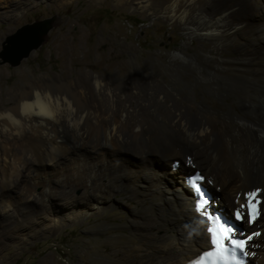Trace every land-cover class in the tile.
I'll return each instance as SVG.
<instances>
[{
	"label": "bare ground",
	"instance_id": "bare-ground-1",
	"mask_svg": "<svg viewBox=\"0 0 264 264\" xmlns=\"http://www.w3.org/2000/svg\"><path fill=\"white\" fill-rule=\"evenodd\" d=\"M26 1L44 0H0V14L21 22ZM114 5L179 26L189 42H198L199 52L182 49L171 67L185 81L196 75L210 99L185 95L176 81L162 82L157 73L163 70L150 54L133 51L141 63V71L135 70L118 47L120 36L108 39L110 56L88 62L98 72L86 70L82 78L64 68L58 76L45 74L8 91L10 101L0 105V242L7 228L49 201L57 208L53 233L118 208L130 215L128 229L137 243L112 238L95 251L105 249L127 264H187L210 249V223L197 213L198 199L184 184L198 170L206 176L210 204L233 221L239 209L245 236L259 233L249 243V264H264V0ZM51 41L64 65L75 70L89 60L84 55L81 61L79 44L52 36ZM116 68L128 77H115ZM177 158L180 169L173 167ZM254 190L258 215L249 225L244 194Z\"/></svg>",
	"mask_w": 264,
	"mask_h": 264
},
{
	"label": "rangeland",
	"instance_id": "rangeland-1",
	"mask_svg": "<svg viewBox=\"0 0 264 264\" xmlns=\"http://www.w3.org/2000/svg\"><path fill=\"white\" fill-rule=\"evenodd\" d=\"M60 1H26L30 5L21 22L9 21L0 14V73L3 76L0 80V105L10 101L8 91L45 74L58 76L65 68L68 74L75 71L76 75L85 78L86 70L100 71L88 62H99L101 54L110 56L113 48L108 46V41L116 39V36H120L117 44H120L118 47L124 50L126 57L132 58L133 51L136 52L135 55L141 54V57H145V53L152 55L155 63L163 70L157 73V76L161 75L162 82L166 81L164 83L169 85L176 81L185 95L194 97L197 94L199 100L210 99V94L198 88L196 75L185 81L171 67L172 56L182 49L186 48L188 53L201 50L198 42L187 40L179 26L167 24L161 19L146 20L140 14L129 11L127 7H116L114 0H73L69 5L61 4ZM26 26H41L39 47L17 66L5 63V52L10 46L9 38L17 35ZM51 36L58 41L65 38L69 44H79L81 61L84 55H89V60L75 70L69 63L64 65L59 57L60 49L56 43H52ZM100 39H104L105 43L99 44ZM225 57H234V54L226 53ZM131 64L135 70L141 71L140 61L132 58ZM114 72V76L122 80L129 74H120L118 68ZM104 74L107 75L108 72ZM175 161L180 163L178 158L173 162ZM173 167L180 169L175 165ZM185 178L184 184H187ZM80 196L76 194L75 199L79 198L81 201ZM122 196L125 195L117 197ZM2 201L1 199L0 203H3ZM48 203L50 205L39 208L38 212L27 216L22 223H15L6 229L9 234L0 242V249L3 248L0 250V264H127L124 260L114 259L105 249L95 251V248L101 244L109 245L112 238L118 237L131 239L133 244L137 243L138 238L128 229L130 215L118 208H108L102 213L68 223L59 232L53 233V213L57 208H53L51 201ZM60 203L61 207L67 206L66 208L71 204L66 201ZM68 216L69 214L59 215L58 218ZM239 223L244 225L242 221ZM33 229L39 230V233L35 234L37 236L33 235Z\"/></svg>",
	"mask_w": 264,
	"mask_h": 264
},
{
	"label": "snow or ice",
	"instance_id": "snow-or-ice-1",
	"mask_svg": "<svg viewBox=\"0 0 264 264\" xmlns=\"http://www.w3.org/2000/svg\"><path fill=\"white\" fill-rule=\"evenodd\" d=\"M194 191L198 197V202L195 203V209L203 216L205 215L204 208L207 206L208 201L201 195V189L199 187H194ZM258 191L259 190H254L244 194L247 203V223L249 225L253 223L258 215V211L255 207V204L258 203V201L255 200ZM240 207L244 208L245 205H241ZM233 215L236 221H241L243 218L239 209L235 210ZM207 219L214 225V227L210 226L206 228V238L213 250L204 251L197 259L193 260L191 264H244V260H242L237 253L245 257L248 256L249 252L246 250L248 242L251 241L253 237L258 236L259 233L253 232L245 236V234L241 232L236 234L241 238H235L233 236V228L226 226L218 217L209 214L207 215ZM225 242L232 247H226Z\"/></svg>",
	"mask_w": 264,
	"mask_h": 264
},
{
	"label": "water",
	"instance_id": "water-1",
	"mask_svg": "<svg viewBox=\"0 0 264 264\" xmlns=\"http://www.w3.org/2000/svg\"><path fill=\"white\" fill-rule=\"evenodd\" d=\"M41 26H26L12 38H9L7 51L5 52V63L19 65L31 53L39 47L41 40ZM243 232L241 224L239 225Z\"/></svg>",
	"mask_w": 264,
	"mask_h": 264
}]
</instances>
